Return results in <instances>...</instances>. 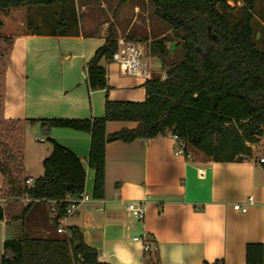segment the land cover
Returning a JSON list of instances; mask_svg holds the SVG:
<instances>
[{"label":"crops","instance_id":"0c3cea01","mask_svg":"<svg viewBox=\"0 0 264 264\" xmlns=\"http://www.w3.org/2000/svg\"><path fill=\"white\" fill-rule=\"evenodd\" d=\"M254 17L255 42L259 41L263 49L264 0H255ZM26 24L28 34L13 36L7 51L1 77L0 121L15 124V130L5 138L21 160L20 177L28 179L29 187L42 176V162L51 152L52 145H37L45 140L67 149L85 169L84 193L90 200L74 214L58 220L57 228L64 233L56 234L63 237L69 227L79 229L84 244L96 251L99 262V257L108 254L106 264H117L113 255L117 245L127 248L139 264H145V243L150 248L147 254L157 252L160 264H245V246L264 245L262 155L252 151L239 163H215L189 145L182 144L179 153V141L170 135L112 142L105 147L103 198L94 199L93 171L88 168L90 136L69 129L45 131L41 126L40 121L46 119L104 115L106 94L89 90L86 65L109 35L117 42L143 47V76L122 75L118 65L101 62L110 88L109 101L142 103L145 82L164 79L165 70L150 53L149 44L166 39L171 53V30L155 17L148 0H69L65 6H28ZM137 126L133 122H107L105 133ZM27 140L36 145L29 146ZM3 187L6 191L0 174V193ZM248 197L253 199L251 205H247ZM4 201L0 198L1 208ZM25 201L23 209L30 202ZM133 201L144 203L146 213L141 220L126 210ZM234 205H243L247 211H235ZM46 210L52 224L57 212L54 201L35 203L22 219L17 218L21 213L13 219L5 215L0 221V264L6 240H21L28 228L42 234L36 225ZM206 211L215 221L211 232L202 229L205 216L201 214ZM138 232L142 235L135 240L133 233Z\"/></svg>","mask_w":264,"mask_h":264},{"label":"trees","instance_id":"16d2710c","mask_svg":"<svg viewBox=\"0 0 264 264\" xmlns=\"http://www.w3.org/2000/svg\"><path fill=\"white\" fill-rule=\"evenodd\" d=\"M68 1L0 0V41L10 46L13 36L28 34L24 29L28 6H65ZM148 2L155 17L180 40L177 44L182 60L171 62L166 39L149 44V51L159 60L165 76L145 82L144 102L108 100L110 88L101 62H110L118 47L109 35L86 65L89 90H103L106 94L104 115L40 121L45 131L69 129L90 136L88 168L93 171L94 199L103 198L105 147L112 142L131 143L170 135L215 163H239L251 156L252 146L262 139L264 158V48L258 50L255 42V0H242L237 19L233 17L235 8L227 0ZM107 122H133L138 126L107 135ZM50 142L51 152L42 162L43 174L29 187L28 179L20 177V158L0 136V174L9 198L30 201L17 218H24L35 203L54 201L57 212L52 226L57 230V221L65 217L66 199L84 192L86 174L77 157ZM5 215V208L0 207V221ZM148 252H144L145 264H160L157 252ZM1 264L101 262L96 251L84 244L79 229L69 227L59 238H31L24 234L21 240H6ZM245 264H264V245L247 244Z\"/></svg>","mask_w":264,"mask_h":264},{"label":"rangeland","instance_id":"374dc122","mask_svg":"<svg viewBox=\"0 0 264 264\" xmlns=\"http://www.w3.org/2000/svg\"><path fill=\"white\" fill-rule=\"evenodd\" d=\"M228 4L231 7L235 8V12H234V19H237L239 16V8L242 7V0H238L239 4L237 3L236 0H227ZM260 0H257V3H259ZM27 26V24H26ZM169 36V40L171 45L169 46L170 49H172L173 51H171V56H170V60L171 62L174 63H178L182 60V50L180 48V46H178L177 43H179V39L176 38L172 32ZM257 48L258 50H262V46L261 43L258 41L257 42ZM8 44L4 43V42H0V98H1V77H2V72L3 69L5 67L6 64V58H7V51H8ZM13 130H15V124L14 123H6V122H2L0 121V136L2 137V141L3 143H6L7 146L10 148L9 144L7 143V139L5 137L8 136V134H10ZM27 144L29 146L32 145H36L35 142L27 140L26 141ZM37 145H39V147H50L51 143L49 141H44V143H37ZM16 147V146H15ZM38 147V146H37ZM262 150H263V140L260 139L259 142L252 146L251 151H253V153L256 156H261L262 155ZM4 187L1 189V193H0V198H4V208H5V212L6 215L8 216V218L13 219L16 216H18L23 209V205L27 204V201H25L26 198H21V199H14V198H9L7 196V190L5 191ZM30 219V218H29ZM30 221V220H29ZM49 224V225H47ZM38 228H40L42 231V234L39 233H35V231L32 230V228H28L27 235H29L31 238H42L43 236L47 237V238H51V237H56L59 238L60 236L58 234H56L57 232H55L51 222H50V213L49 211H45V213L43 212V214L41 215L40 219L38 220V225H36ZM43 233L45 235H43Z\"/></svg>","mask_w":264,"mask_h":264},{"label":"built area","instance_id":"2783aa9c","mask_svg":"<svg viewBox=\"0 0 264 264\" xmlns=\"http://www.w3.org/2000/svg\"><path fill=\"white\" fill-rule=\"evenodd\" d=\"M118 47L116 53L113 55L111 62L119 66L120 73L122 75H130V76H143V72L141 71V50L143 47L140 44H132L126 41H118ZM176 139V138H175ZM42 142V140H39ZM180 148L178 150L179 153L182 152V143L179 142ZM260 163L264 162V158L259 159ZM29 181L26 182L28 184ZM69 200L68 206L65 209V217L70 216L75 213L77 208L89 202L90 198L83 192L77 197H68ZM253 203V199L251 197L247 198V205H251ZM233 209L240 213H245L247 208L243 205H234ZM126 210L132 213L137 219L141 220L144 218L146 209L143 202H129L126 206ZM56 232L58 234L64 233L63 229L57 228ZM137 240V237H134ZM150 251L149 246L145 243L143 244V252Z\"/></svg>","mask_w":264,"mask_h":264},{"label":"clouds","instance_id":"9594fccd","mask_svg":"<svg viewBox=\"0 0 264 264\" xmlns=\"http://www.w3.org/2000/svg\"><path fill=\"white\" fill-rule=\"evenodd\" d=\"M201 215L205 216L204 223L202 224V229L205 232H211L215 227L214 219L207 213V211ZM122 253L125 254L123 258L121 255ZM107 255L108 254L105 253L104 255L99 257V259L101 260V264H104V260ZM113 255L115 256L117 264H139L138 260L133 257V255L127 250V248L122 247L120 245L114 247Z\"/></svg>","mask_w":264,"mask_h":264},{"label":"water","instance_id":"95a60500","mask_svg":"<svg viewBox=\"0 0 264 264\" xmlns=\"http://www.w3.org/2000/svg\"><path fill=\"white\" fill-rule=\"evenodd\" d=\"M134 234V236L133 237H139V236H141L142 235V233L141 232H138V233H133Z\"/></svg>","mask_w":264,"mask_h":264}]
</instances>
